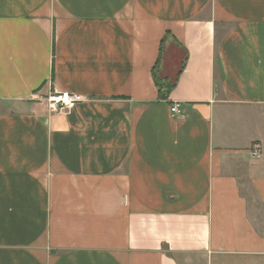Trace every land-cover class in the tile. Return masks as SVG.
<instances>
[{
  "label": "crops",
  "instance_id": "0c3cea01",
  "mask_svg": "<svg viewBox=\"0 0 264 264\" xmlns=\"http://www.w3.org/2000/svg\"><path fill=\"white\" fill-rule=\"evenodd\" d=\"M200 258L264 264V0H0V264Z\"/></svg>",
  "mask_w": 264,
  "mask_h": 264
},
{
  "label": "trees",
  "instance_id": "16d2710c",
  "mask_svg": "<svg viewBox=\"0 0 264 264\" xmlns=\"http://www.w3.org/2000/svg\"><path fill=\"white\" fill-rule=\"evenodd\" d=\"M167 35H165L162 40H161V44H160V54L159 57L156 61L154 70L152 71V78L154 80V83L156 85V88L158 89V99L159 100H163V101H168V96L171 92V90L174 88L176 81L178 80V77L184 67V63L186 61V52L183 51L182 49H179L177 45L173 44L176 46V48L178 49V52H175V54L177 53V59H178V64L175 65L176 63L170 62V54H168V50L171 48V46H169L167 49L165 47V38ZM180 51V52H179ZM164 53V54H163ZM162 54L164 55L163 58L161 57ZM168 54V55H167ZM174 53H171V56L174 57L175 56ZM180 54V55H179ZM176 59V60H177ZM160 60H163L164 62V66L167 67V65L169 63L178 66L175 70L174 76L172 77L171 75H168V73L166 72V68L163 76L164 77H160L159 74L157 73V68L160 64Z\"/></svg>",
  "mask_w": 264,
  "mask_h": 264
},
{
  "label": "built area",
  "instance_id": "2783aa9c",
  "mask_svg": "<svg viewBox=\"0 0 264 264\" xmlns=\"http://www.w3.org/2000/svg\"><path fill=\"white\" fill-rule=\"evenodd\" d=\"M78 101V98L72 96L69 92H52L45 97V104L52 112H62L69 110ZM170 114L172 116H179L181 114V106L173 104L170 106ZM253 157L259 159L260 153L258 149H252Z\"/></svg>",
  "mask_w": 264,
  "mask_h": 264
},
{
  "label": "rangeland",
  "instance_id": "374dc122",
  "mask_svg": "<svg viewBox=\"0 0 264 264\" xmlns=\"http://www.w3.org/2000/svg\"><path fill=\"white\" fill-rule=\"evenodd\" d=\"M175 52H178V49L176 48V46L175 45H172L171 46V48L168 50V54H170V62H173V63H176L175 65H177L178 64V59H177V53L175 54ZM180 52V51H179ZM171 53H174L175 54V56L174 57H172L171 56ZM167 54V55H168ZM180 55V54H179ZM177 59V60H176ZM175 65H173V64H171V63H169L168 65H167V67H166V72L168 73V75H171L172 77L174 76V73H175V70H176V68L178 67V66H175ZM158 74H159V76L160 77H162L163 76V73H159V71L157 72ZM245 187V186H244ZM245 189L246 190H244V193L251 199V201H252V204H253V206L252 207H255L257 204H256V201H255V198H254V195L251 193V191L248 189V187H245ZM257 209V207L255 208V210ZM254 210V211H255ZM258 224H259V222H258ZM258 227H260V225H258ZM198 260L200 261V262H198ZM198 260H196V259H194V261H195V263L196 264H202V263H204L202 260H204V259H202V258H200V259H198Z\"/></svg>",
  "mask_w": 264,
  "mask_h": 264
}]
</instances>
